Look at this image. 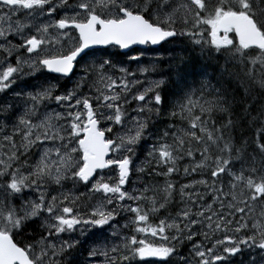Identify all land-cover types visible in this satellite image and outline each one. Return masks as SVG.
Segmentation results:
<instances>
[{
    "label": "snow or ice",
    "instance_id": "obj_1",
    "mask_svg": "<svg viewBox=\"0 0 264 264\" xmlns=\"http://www.w3.org/2000/svg\"><path fill=\"white\" fill-rule=\"evenodd\" d=\"M0 264H264V0H0Z\"/></svg>",
    "mask_w": 264,
    "mask_h": 264
}]
</instances>
